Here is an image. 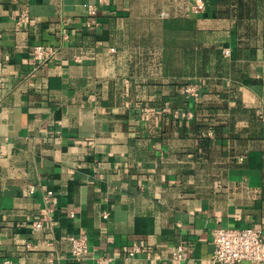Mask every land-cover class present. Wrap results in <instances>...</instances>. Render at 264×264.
I'll return each instance as SVG.
<instances>
[{"label":"crops","instance_id":"crops-1","mask_svg":"<svg viewBox=\"0 0 264 264\" xmlns=\"http://www.w3.org/2000/svg\"><path fill=\"white\" fill-rule=\"evenodd\" d=\"M195 1L0 0V264H214L217 226L264 229V0Z\"/></svg>","mask_w":264,"mask_h":264},{"label":"built area","instance_id":"built-area-1","mask_svg":"<svg viewBox=\"0 0 264 264\" xmlns=\"http://www.w3.org/2000/svg\"><path fill=\"white\" fill-rule=\"evenodd\" d=\"M105 0H99L104 2ZM98 3L89 4L88 12L91 16H96ZM206 8L205 0H196L192 9L194 12H202ZM67 38V36H65ZM226 55H230V50H225ZM32 60L38 65L50 62L57 56V50L53 47H47L43 44H36L32 51ZM186 92L199 99V91L194 85H187ZM177 117L188 118L193 114L190 111H176ZM33 189V188H32ZM49 191V194H52ZM104 217H109V213L105 212ZM35 230L43 227L41 220H36L32 224ZM214 250L212 253V261L214 264H241L245 260L263 262L264 261V229L259 227L246 228H228L217 226L213 232ZM72 243V256L77 260L86 258L89 254V244L86 236H69ZM142 248L138 244L129 251V256H135L141 252ZM187 256V247L184 244H178L173 249L172 260L175 264H181ZM4 261L2 264H8ZM51 264H56L51 262Z\"/></svg>","mask_w":264,"mask_h":264}]
</instances>
